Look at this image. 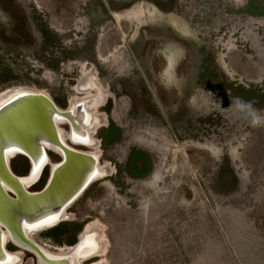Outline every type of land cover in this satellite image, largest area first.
I'll return each mask as SVG.
<instances>
[{
    "label": "rangeland",
    "instance_id": "1",
    "mask_svg": "<svg viewBox=\"0 0 264 264\" xmlns=\"http://www.w3.org/2000/svg\"><path fill=\"white\" fill-rule=\"evenodd\" d=\"M84 63L114 93L96 134L113 171L68 209L77 240L87 222L105 225L91 261L264 264V0H0V93L34 88L67 108L84 95ZM140 150L149 167L131 162ZM11 164L31 168L23 155ZM47 231L34 239L52 251L74 236ZM22 264L38 263L27 252Z\"/></svg>",
    "mask_w": 264,
    "mask_h": 264
},
{
    "label": "water",
    "instance_id": "2",
    "mask_svg": "<svg viewBox=\"0 0 264 264\" xmlns=\"http://www.w3.org/2000/svg\"><path fill=\"white\" fill-rule=\"evenodd\" d=\"M64 117L69 119L76 134L81 130L87 134L81 123L90 116L82 105H78V113L61 109L43 91L16 93L0 107V264L10 261L5 231L14 241L33 250L44 264H74L71 256H49L27 233L31 228L50 229L65 221L60 218L64 210L100 174L95 155L62 140L56 120ZM45 144L60 146L63 158L55 167H50L48 180L41 189L29 190L13 170L11 161L16 155L26 156L37 170L46 157Z\"/></svg>",
    "mask_w": 264,
    "mask_h": 264
},
{
    "label": "bare ground",
    "instance_id": "3",
    "mask_svg": "<svg viewBox=\"0 0 264 264\" xmlns=\"http://www.w3.org/2000/svg\"><path fill=\"white\" fill-rule=\"evenodd\" d=\"M82 68H83L82 70L83 76L80 80V83L75 86V89L79 94H84V95L83 96L78 95V96L72 97L69 101L70 104L67 108H62L59 105L58 106L61 109L73 111L74 113H78V105H82L85 111L90 116L87 119H85L84 122L81 121L83 122L81 123V125L83 129L87 131V134L84 133L82 130L76 134L74 129L71 127H70L69 132L65 131L60 125L66 124V123L70 124V121L68 118H65V117L61 119L57 118L56 122L59 127L60 136L65 143H68L69 145L73 147H75L73 143L83 144V145H87L90 149H92V151H89V150L88 151L84 150V151L92 153L93 155L97 157L98 159L97 168L100 171V174L97 177V180H99L105 177L106 175H110V173L113 171V168H111L110 163H105V164L101 163L102 149L100 148V140L96 137V131L100 129L102 126L106 125L108 122V114L105 113L104 111H101L100 107L104 106L110 97L113 98L114 93L111 92L109 89L102 87L101 82L98 80L97 74L93 70L91 72L90 70H88L87 63H84ZM29 90L30 91L31 90L32 91H42V90L29 88L25 86H15V87L6 89L0 93V107L1 105H3V103L11 99L13 95H16V93L19 94L21 92L29 91ZM46 148L50 151H56L57 153H59L61 156V160H62L63 152L60 146L47 144ZM48 150L46 153L45 160L42 162L43 165L41 166V168H38L37 170L33 169L32 162L29 159L31 162L30 170L31 169L33 170L31 172L29 170L28 174H25V175L19 174L21 176L22 183L29 190L33 185H35L40 180L42 167H44L45 165L46 166L44 167V169L47 166L55 167L61 161L60 160L58 162H52ZM80 150H83V149H80ZM16 156H14V158ZM81 195L77 199H79ZM72 204H70L64 210L60 218H63L65 221H68L70 220V218L73 217V214L68 212V209L70 208ZM44 230H47L46 226H42L36 229L34 228L28 229L27 233L29 236H31L34 239V235L36 234V232L44 231ZM104 231H105V225L102 222H100L99 220L89 221L85 225L84 230L79 235L80 237L78 241L74 245H68L64 247L54 246L53 248L55 249V251H52L51 249H49L47 247L48 245L45 246L44 244H41L40 242H38L36 239L34 240L51 257L71 256V258L73 257V259L75 260L74 264H105L104 259L91 261V259H93L94 257L103 256L107 250L108 242H107ZM5 233H6L5 248L10 255V261L8 264H22L24 262L27 252L35 255L38 264H44L39 259V257L36 256L33 250L27 247H24L20 245L18 242L14 241V239H12L8 231H5ZM11 243L18 245L17 248L19 249L14 250V251L10 250L8 248V245ZM89 260L90 262H87Z\"/></svg>",
    "mask_w": 264,
    "mask_h": 264
},
{
    "label": "trees",
    "instance_id": "4",
    "mask_svg": "<svg viewBox=\"0 0 264 264\" xmlns=\"http://www.w3.org/2000/svg\"><path fill=\"white\" fill-rule=\"evenodd\" d=\"M111 128H112L111 130H113V127H111ZM138 156L140 158L144 159V161L146 162V165L148 167L150 166L151 162H150V159H149L147 153L145 151H141V150L136 151L135 153L132 154L131 162H134ZM137 160H138V158H137ZM135 167H136L135 173H137V175H143L141 172L140 173L138 172V170L140 171V170H142V168L139 166H136V165H135ZM46 175H47V173H46ZM45 179H46V177H43V180H42L43 183H44ZM42 187L43 186H41L40 188H42ZM82 227H83L82 224L71 223L69 221H63V222L59 223L58 225L48 229L46 234L48 236H50L51 238H53L56 242L62 243L63 242V236H65V234H67V233H72V234H74V236H72V238H70V240H68V244L74 245L78 241L76 235L79 231H81Z\"/></svg>",
    "mask_w": 264,
    "mask_h": 264
},
{
    "label": "clouds",
    "instance_id": "5",
    "mask_svg": "<svg viewBox=\"0 0 264 264\" xmlns=\"http://www.w3.org/2000/svg\"><path fill=\"white\" fill-rule=\"evenodd\" d=\"M235 107L238 110L246 111L252 117L251 123L253 125L259 124L261 122V118L256 114L250 102H243V101L237 100L235 102Z\"/></svg>",
    "mask_w": 264,
    "mask_h": 264
},
{
    "label": "flooded vegetation",
    "instance_id": "6",
    "mask_svg": "<svg viewBox=\"0 0 264 264\" xmlns=\"http://www.w3.org/2000/svg\"><path fill=\"white\" fill-rule=\"evenodd\" d=\"M98 77H99V76H98ZM99 79H100V78H99ZM110 98H112V97H110ZM110 98H109V99H110ZM109 99H108V100H109ZM108 100H107V102H108ZM107 102H106V103H107ZM105 105H106V104H105ZM105 105H104V106H105ZM63 125H68L69 129H66V130H67V132H69V130H70V124L66 123V124H63ZM63 125H62V127H63ZM64 129H65V128H64ZM66 130H65V131H66ZM97 132H98V130L96 131V134H97ZM69 142H70V140H69ZM73 145H74L75 147H76V145L87 147V145L77 144V143H73ZM76 148H77V147H76ZM87 148H88V147H87ZM79 149H80V148H79ZM50 152H52V151H50ZM59 156H60V155H59ZM60 157H61V156H60ZM60 160H61V158H60ZM45 169H46V168H45ZM44 171H45V170H44ZM43 173H44V172H43ZM42 175H44V174H42ZM48 177H49V176H48ZM44 185H45V184H44ZM40 189H41V188H40ZM10 245L16 248V246H14V245H12V244H10Z\"/></svg>",
    "mask_w": 264,
    "mask_h": 264
}]
</instances>
